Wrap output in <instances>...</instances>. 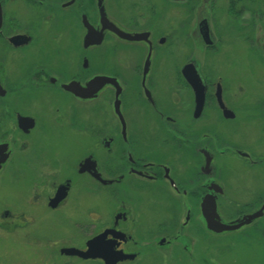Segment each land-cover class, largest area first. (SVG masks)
<instances>
[{
    "label": "flooded vegetation",
    "instance_id": "flooded-vegetation-1",
    "mask_svg": "<svg viewBox=\"0 0 264 264\" xmlns=\"http://www.w3.org/2000/svg\"><path fill=\"white\" fill-rule=\"evenodd\" d=\"M97 238L109 264H264V0H0V242L105 264L62 253Z\"/></svg>",
    "mask_w": 264,
    "mask_h": 264
},
{
    "label": "rangeland",
    "instance_id": "rangeland-1",
    "mask_svg": "<svg viewBox=\"0 0 264 264\" xmlns=\"http://www.w3.org/2000/svg\"><path fill=\"white\" fill-rule=\"evenodd\" d=\"M221 22L223 25H226L227 28L230 30V31H234L238 25L237 23H240L241 24V27H247L250 25L249 29L251 27H254V28H257V32L259 33V35L257 36L258 38V41L261 42L262 41V38H263V33L260 34V32L262 31V24L261 22H258L257 20L256 21H253L251 22V17L249 15H243L240 19H239V22H236V25L234 24H230V23H227L228 21L225 20V18H222L221 19ZM233 27V28H231ZM237 30V29H236ZM247 47V46H246ZM244 45L242 44H239L237 43L236 45H234L232 47V50L230 52H226V54L228 55H232L233 59H236V55H240L238 54V51H242L244 52L246 48ZM227 58H230V57H227ZM6 191H9L10 192V189H7ZM8 192V193H9ZM10 196H13L14 195H7V197H10ZM235 254V261L232 263V264H248V262L246 261H249L251 260V258L247 257V254H245L243 251L239 250L235 252H233ZM28 253H21L18 251H15V248L12 247L10 244L8 243H5V242H0V264H18L19 263V260H25V256L27 255ZM41 259V258H40ZM40 259L38 257H36V254H35V250H34V253L30 254V258H29V263L31 264H43ZM233 258L229 259V260H234ZM244 262V263H243ZM250 262V261H249ZM71 264H93L91 262H87V263H80V262H74L72 261ZM251 264H259V263H251Z\"/></svg>",
    "mask_w": 264,
    "mask_h": 264
},
{
    "label": "water",
    "instance_id": "water-1",
    "mask_svg": "<svg viewBox=\"0 0 264 264\" xmlns=\"http://www.w3.org/2000/svg\"><path fill=\"white\" fill-rule=\"evenodd\" d=\"M121 38L126 39L127 36H124L121 34ZM98 83L101 82V84L106 82V79L103 78H98L96 80ZM99 238L92 240L87 244V251L85 253L79 252L75 249H64L62 250V253L65 254L66 256H75V257H80L84 260L88 259H102L105 264H109L107 261V256L105 254L104 248L101 245H98Z\"/></svg>",
    "mask_w": 264,
    "mask_h": 264
}]
</instances>
